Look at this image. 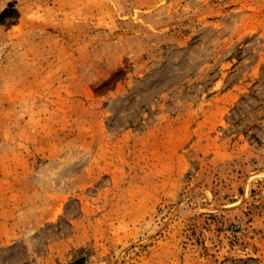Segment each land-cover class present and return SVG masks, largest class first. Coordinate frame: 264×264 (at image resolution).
I'll list each match as a JSON object with an SVG mask.
<instances>
[{
    "label": "rangeland",
    "instance_id": "374dc122",
    "mask_svg": "<svg viewBox=\"0 0 264 264\" xmlns=\"http://www.w3.org/2000/svg\"><path fill=\"white\" fill-rule=\"evenodd\" d=\"M0 264H264V0H0Z\"/></svg>",
    "mask_w": 264,
    "mask_h": 264
}]
</instances>
